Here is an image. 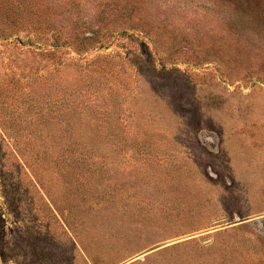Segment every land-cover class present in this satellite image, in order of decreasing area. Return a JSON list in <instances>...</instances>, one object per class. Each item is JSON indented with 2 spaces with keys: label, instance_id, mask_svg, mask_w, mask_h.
<instances>
[{
  "label": "rangeland",
  "instance_id": "rangeland-1",
  "mask_svg": "<svg viewBox=\"0 0 264 264\" xmlns=\"http://www.w3.org/2000/svg\"><path fill=\"white\" fill-rule=\"evenodd\" d=\"M0 264H264V0H0Z\"/></svg>",
  "mask_w": 264,
  "mask_h": 264
}]
</instances>
